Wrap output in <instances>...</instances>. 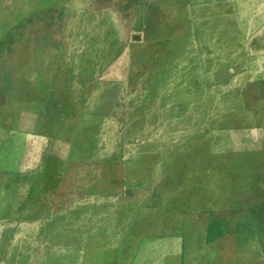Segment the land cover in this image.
<instances>
[{"label": "rangeland", "instance_id": "obj_1", "mask_svg": "<svg viewBox=\"0 0 264 264\" xmlns=\"http://www.w3.org/2000/svg\"><path fill=\"white\" fill-rule=\"evenodd\" d=\"M0 264H264V0H0Z\"/></svg>", "mask_w": 264, "mask_h": 264}]
</instances>
